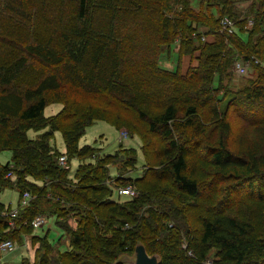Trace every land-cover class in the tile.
<instances>
[{
  "label": "trees",
  "instance_id": "obj_1",
  "mask_svg": "<svg viewBox=\"0 0 264 264\" xmlns=\"http://www.w3.org/2000/svg\"><path fill=\"white\" fill-rule=\"evenodd\" d=\"M223 17L234 33L220 30ZM171 44L175 68L163 67L159 56ZM238 58L252 73L243 86L233 82ZM51 104L61 107L45 116ZM120 112L143 125L126 124L145 160L134 179L123 176L135 168L134 149L100 155L79 145L96 121L117 129ZM234 118L264 125V0H0V152H10L0 192L17 193L14 217L0 202V242L23 244L35 216H55L66 249L32 235L34 259L18 264H121L137 242L158 264H203L210 250L213 264H264V144L242 154L228 148L222 132ZM55 132L62 152L51 145ZM148 136L164 144L154 155ZM200 149L209 190L234 195L204 204L196 244L186 245L184 211L201 197L188 156ZM126 186L134 197L118 194ZM239 201L257 216L227 213Z\"/></svg>",
  "mask_w": 264,
  "mask_h": 264
},
{
  "label": "rangeland",
  "instance_id": "obj_2",
  "mask_svg": "<svg viewBox=\"0 0 264 264\" xmlns=\"http://www.w3.org/2000/svg\"><path fill=\"white\" fill-rule=\"evenodd\" d=\"M195 2L197 0H194ZM243 40H246L247 37L245 34H241ZM160 63L163 67L175 68L177 54L175 51V45L171 44L167 50H164L160 54ZM189 60L187 57L184 58L181 70L184 72L187 68ZM252 73L249 70L248 73L244 76H235L234 75V85L235 86H243V84L251 77ZM60 104H51L45 108L44 114L45 116L51 115L56 113L60 109ZM133 119V120H132ZM235 121H231L229 124V129L223 131L222 134L227 142L228 148L233 150L234 152L244 153L248 146L255 147L257 144H264V125H248L244 122H241L237 118H234ZM118 127L115 128L109 121H96L92 125L88 126L84 131L83 135L79 140V145H89L98 149L100 155L105 154H112L115 150L119 148V145L134 149L135 153V168L125 175L120 174L121 176H126L128 178H137L143 173V169L145 166V160L141 150V141L140 137L137 133L130 134L127 130L126 124L129 126H134L139 129L142 128L143 125L139 124L137 120H134L133 116L130 113H122L118 114L117 117ZM125 124V126H122ZM140 125V126H139ZM138 133L141 132V130ZM143 131V130H142ZM209 131V130H208ZM125 132L128 138L121 140V133ZM28 137H33V132L27 133ZM209 137L212 141L216 140L217 132H212L209 134ZM148 145L153 147L152 154H156L157 148H161L164 144L160 143V140L154 136H148L146 139ZM51 145L55 147L58 152H62L64 150V144L62 141L61 134L59 132L54 133V138L51 141ZM264 146V145H262ZM204 155L203 152L200 150H195L189 153L188 161L190 162V166H193L194 163V174L199 178L200 182V189L201 197L198 199V205L190 207L188 210L184 211L185 215V224L188 225L189 229L191 230L192 236L188 237V240L185 236L183 238L186 240L185 243L194 240L196 244V235L200 228V218L199 216H203L204 212V204L211 203L215 204L216 200L223 196L224 190L222 193L216 191V193L212 190H209L210 187L208 186L206 178V172L208 170V166L206 161L203 160ZM10 159V152L9 151H1L0 152V164H5ZM70 171L73 172L78 165V161L75 158L70 160ZM111 175L115 173L114 168L109 169ZM117 175V174H116ZM112 177V176H111ZM202 180L205 183H202ZM112 182V181H111ZM213 187V186H212ZM214 188V187H213ZM234 189V188H233ZM232 188L230 191H234ZM115 194V192H114ZM232 193L226 192L223 199L229 200L232 197ZM16 201H17V193L11 189H5L3 192H0V202L3 203L5 206L8 204L11 206V210L16 209ZM253 205L246 204L244 205L243 202L239 201L236 205L230 207L227 213L234 214L236 217L245 219L251 218L256 215V211L253 210ZM171 226V225H170ZM37 237H45L50 245L57 247L60 251L66 249L68 245V239L63 231L57 226L55 216H49L44 218V223L42 226L33 230L30 236H26L24 239V243L20 244L17 239L10 240L13 244L12 249L8 252L2 253L0 256V264H18L21 258L25 257L28 259L29 262H32L34 259L35 250L38 244H32L31 236ZM47 236V237H46ZM194 238V239H193ZM191 246V245H190ZM127 257H132V254L124 255ZM214 252L208 251L205 256V260H213ZM126 258V257H125ZM213 264V261H212Z\"/></svg>",
  "mask_w": 264,
  "mask_h": 264
},
{
  "label": "built area",
  "instance_id": "obj_3",
  "mask_svg": "<svg viewBox=\"0 0 264 264\" xmlns=\"http://www.w3.org/2000/svg\"><path fill=\"white\" fill-rule=\"evenodd\" d=\"M252 20L249 19L247 21L246 27H250L252 26ZM219 26H220V30L227 32V33H234L236 30V26L234 24L233 21H231L229 18L227 17H223L220 19L219 21ZM250 69V65L249 62L247 60H242L241 58H238L235 60L234 65H233V73L235 76H244L248 73ZM126 137V133L123 132L121 133V139ZM58 163L67 168V161H66V156L62 155L57 159ZM117 192L120 195H126V196H130V197H134L136 195V191L134 188L130 187V186H126V187H119L117 188ZM30 198V194L28 192H24L22 195V199L20 200L19 204L21 206L26 205L27 200ZM16 209L12 210L10 212V216L14 217L16 215ZM44 223V216L42 215H37L34 217V219L31 222V225L33 226L34 229L42 226V224ZM11 224V223H10ZM13 247V244L10 240H5L0 242V256H2V253L6 252V251H10ZM183 249H186V245L182 246ZM187 256H191L190 251H187L186 253ZM203 264H212V260H205L202 262Z\"/></svg>",
  "mask_w": 264,
  "mask_h": 264
},
{
  "label": "water",
  "instance_id": "obj_4",
  "mask_svg": "<svg viewBox=\"0 0 264 264\" xmlns=\"http://www.w3.org/2000/svg\"><path fill=\"white\" fill-rule=\"evenodd\" d=\"M124 255H120L117 259L121 264H158L160 261L156 253L148 254L145 246L140 242L135 244L131 258Z\"/></svg>",
  "mask_w": 264,
  "mask_h": 264
},
{
  "label": "bare ground",
  "instance_id": "obj_5",
  "mask_svg": "<svg viewBox=\"0 0 264 264\" xmlns=\"http://www.w3.org/2000/svg\"><path fill=\"white\" fill-rule=\"evenodd\" d=\"M187 249V248H186Z\"/></svg>",
  "mask_w": 264,
  "mask_h": 264
}]
</instances>
